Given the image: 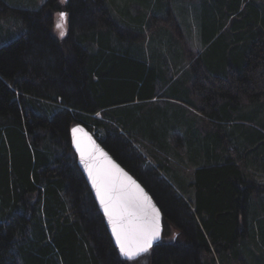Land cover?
<instances>
[{"label": "trees", "instance_id": "16d2710c", "mask_svg": "<svg viewBox=\"0 0 264 264\" xmlns=\"http://www.w3.org/2000/svg\"><path fill=\"white\" fill-rule=\"evenodd\" d=\"M59 1L22 12L27 27L15 40L0 36V264L134 263L77 165L70 130L78 124L159 206L163 236L150 264H201L250 238L258 246L264 0H207L202 13H184L196 51L182 31L173 35L171 13L160 19L145 4L146 14L127 10L119 21L103 0H67L62 38L53 31ZM148 37L157 43L150 62L139 46ZM158 39L166 40L161 59ZM160 100L179 104L172 115L182 119L173 122ZM187 170L193 206L170 178Z\"/></svg>", "mask_w": 264, "mask_h": 264}, {"label": "water", "instance_id": "95a60500", "mask_svg": "<svg viewBox=\"0 0 264 264\" xmlns=\"http://www.w3.org/2000/svg\"><path fill=\"white\" fill-rule=\"evenodd\" d=\"M77 165L119 252L136 260L163 236V214L146 188L78 124L70 130Z\"/></svg>", "mask_w": 264, "mask_h": 264}, {"label": "rangeland", "instance_id": "374dc122", "mask_svg": "<svg viewBox=\"0 0 264 264\" xmlns=\"http://www.w3.org/2000/svg\"><path fill=\"white\" fill-rule=\"evenodd\" d=\"M47 0H0V36L3 38H7L10 36L11 39L8 41H13L16 38L19 37L20 33L26 29V25L24 21H22L21 13L25 12L27 10H37L42 8ZM67 0H60L61 8L58 13H55L53 15L54 18V33L60 37H64L65 33L67 31L66 27V13L65 12V4L64 2ZM105 5L109 8L111 14L113 15L116 20H126L127 17L124 12L127 10H130V13L133 17H135L138 13L146 14L148 11H144L143 4L148 5V10L153 9L152 15L167 20L169 13L173 15V20H175L174 25L179 26V28L174 27L172 29L173 35H179V33L182 31L183 37H185V41H188L189 36H191L192 31L195 32V30L189 31L186 29L185 23L183 24V14L184 13H199L201 10V13L204 8V4L208 2L207 0H103ZM213 4L215 5L219 4V0H213ZM181 8V10H179ZM155 9H158V12L155 11ZM144 12V13H143ZM151 16H148L150 18ZM151 21V20H149ZM148 21V22H149ZM153 21H155L153 19ZM232 27V26H231ZM193 32V39L191 36V41L186 43L190 45L192 48L191 50H200L199 40L195 39V33ZM150 36V34H148ZM62 37V38H63ZM118 38V37H117ZM198 39V38H197ZM197 42V43H196ZM157 43L154 40V42H151V38H144L143 41H141V44L139 45L144 50H153L152 47L156 46ZM160 47V46H159ZM48 49H52V47H48ZM45 49L46 51L48 50ZM160 59L163 57H159ZM57 61V62H56ZM52 67L55 69L58 65V60H52L51 63ZM163 67L165 66L162 63ZM158 104L163 107L166 111L170 112L169 118L173 120V122H178V120L182 119L181 116L175 117L172 115L173 109L181 108L179 104L175 105L173 108V105L175 103H170V101L166 100H160ZM170 108V109H169ZM189 111H192L188 109ZM168 112V113H169ZM253 111H249V114L252 115ZM226 134H230V130L225 131ZM176 142V139H174ZM187 169V168H186ZM189 170H187L188 172ZM172 182L176 186V189L181 193L184 194L186 198L189 200H192L191 205L193 206L196 201V196L194 195V191L190 190L189 193H186V184H188L192 180L191 173H182L181 177L180 175L177 176L176 174H171L170 176ZM264 205V199L262 200ZM262 204L253 207V216L257 217V220H261V223L254 224L252 230V234L254 233L256 235L257 243L254 244L253 242H250L251 238L248 240L245 239V243L242 244V246L233 247V249L226 253H218L216 251H213V259H204L201 264H264V248L260 249L259 247L262 246L263 236L261 233V226L264 224V206ZM194 211V209L192 208ZM241 230H244V225L240 227ZM176 233L175 230H173L172 235ZM251 234V235H252ZM150 252H148L146 255L141 256L140 258L134 260L133 264H150L149 259L150 258ZM187 264H197V260H195L194 257H189L187 259ZM185 262V261H184ZM186 263V262H185Z\"/></svg>", "mask_w": 264, "mask_h": 264}, {"label": "crops", "instance_id": "0c3cea01", "mask_svg": "<svg viewBox=\"0 0 264 264\" xmlns=\"http://www.w3.org/2000/svg\"><path fill=\"white\" fill-rule=\"evenodd\" d=\"M261 2H263V0H261ZM147 16H150V14L149 15H147ZM196 39H197V36L195 37ZM158 40H160V52L161 53H159L160 54V56H165L166 55V52H167V48H166V40L165 39H158ZM198 40V39H197ZM170 51V50H169ZM181 51V50H180ZM141 53H142V55L144 56V57H146V58H148L149 60V62H150V58H151V55H152V51L151 50H144V51H141Z\"/></svg>", "mask_w": 264, "mask_h": 264}]
</instances>
